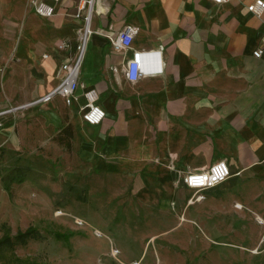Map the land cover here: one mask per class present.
<instances>
[{"label": "crops", "instance_id": "0c3cea01", "mask_svg": "<svg viewBox=\"0 0 264 264\" xmlns=\"http://www.w3.org/2000/svg\"><path fill=\"white\" fill-rule=\"evenodd\" d=\"M0 1L8 24L20 25L8 62L18 65L17 107L29 106L57 87L61 65L75 57L84 26L75 15L85 0H61L50 19L32 15L29 0ZM254 1L95 0L78 99L70 106L55 97L0 110V144L25 147L34 140L43 149L57 146L50 140L59 136L60 151L67 146L77 156L72 169L115 182L118 200L131 202L130 210H174L186 222L190 208L200 228L216 234H236L250 217L264 229V53L253 55L264 36V14L248 11ZM125 26L138 32L130 51L117 52L109 39ZM63 41L69 47L59 50ZM136 53L144 76L132 83L122 68ZM90 89L105 111L96 126L82 118ZM7 114L14 122L4 127ZM219 161L232 176L190 200L186 175Z\"/></svg>", "mask_w": 264, "mask_h": 264}, {"label": "rangeland", "instance_id": "374dc122", "mask_svg": "<svg viewBox=\"0 0 264 264\" xmlns=\"http://www.w3.org/2000/svg\"><path fill=\"white\" fill-rule=\"evenodd\" d=\"M5 7L0 1V110L21 103L18 65L8 62L18 49L20 25L8 24ZM13 117L2 118L4 127ZM50 142L57 146L41 149L34 140L25 147L0 144V240L28 228L39 233L25 244L14 240L0 247V264H264V229L253 217L236 234H216L200 228L190 208L186 222L174 210H130L131 202L118 200L115 182L73 170L77 156L67 146L60 151L63 138ZM200 194L193 191L189 198ZM112 248L118 250L114 257Z\"/></svg>", "mask_w": 264, "mask_h": 264}, {"label": "built area", "instance_id": "2783aa9c", "mask_svg": "<svg viewBox=\"0 0 264 264\" xmlns=\"http://www.w3.org/2000/svg\"><path fill=\"white\" fill-rule=\"evenodd\" d=\"M61 0H29V8L34 11L36 15L44 19H50L55 14L54 5L58 4ZM215 5L221 6L230 2L231 0H209ZM95 0H85L79 5L78 12L75 18H82L84 26L77 31V47L76 55L70 58L67 63L61 65L59 73L64 76L60 78V82L55 89L46 94L45 96L37 99L29 106L17 107L15 110L28 108L41 103H47L55 97H60L64 100L65 104L70 106L78 99L77 92L79 89L84 88L80 83V71L84 60L85 48L87 41L92 34L90 30L91 14ZM88 7V11L83 16V11ZM248 11L256 17H262L264 14V0H256L247 7ZM138 29L133 26H125L117 33L115 37L110 38L111 47L117 52H127L132 49L134 38ZM69 47L68 42L63 41L58 45L59 50H64ZM264 53V36L261 40V45L257 48L253 55L255 58H261ZM141 54L136 53L125 62L122 72L125 78L135 83L144 76L141 63ZM46 57V56H45ZM85 98V111L82 118L89 125H100L105 118V111L98 104L99 95L95 89L86 90L83 94ZM1 114V113H0ZM231 171L225 161L214 163L209 169L201 172H191L184 178L185 185L197 193L212 189L231 177ZM200 200L201 195L193 198Z\"/></svg>", "mask_w": 264, "mask_h": 264}, {"label": "trees", "instance_id": "16d2710c", "mask_svg": "<svg viewBox=\"0 0 264 264\" xmlns=\"http://www.w3.org/2000/svg\"><path fill=\"white\" fill-rule=\"evenodd\" d=\"M38 231H36L33 228H28L26 231H21L19 232L15 238H11L10 236H4L1 240H0V247L5 246V245H11L13 244L14 240L16 242H19L20 244H25L28 242V240L30 239H35L36 237H38ZM57 237H61L62 235L58 234L56 235Z\"/></svg>", "mask_w": 264, "mask_h": 264}, {"label": "bare ground", "instance_id": "6f19581e", "mask_svg": "<svg viewBox=\"0 0 264 264\" xmlns=\"http://www.w3.org/2000/svg\"><path fill=\"white\" fill-rule=\"evenodd\" d=\"M60 213V212H59ZM256 220H257V222L258 223H263V219H261V218H256ZM77 223H83V221H81V220H78L77 221ZM94 234L96 235V236H98V237H101L102 236V233H101V231H98V230H96L95 232H94ZM118 254V250L116 249V248H112V250H111V256H116ZM134 264H138V262L136 263H134Z\"/></svg>", "mask_w": 264, "mask_h": 264}]
</instances>
